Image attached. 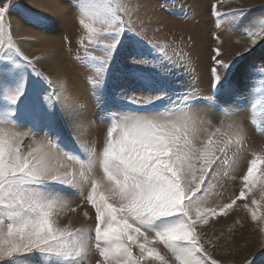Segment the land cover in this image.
<instances>
[{"label":"snow or ice","instance_id":"6c2138e0","mask_svg":"<svg viewBox=\"0 0 264 264\" xmlns=\"http://www.w3.org/2000/svg\"><path fill=\"white\" fill-rule=\"evenodd\" d=\"M9 6L10 3L0 5V45L4 42ZM212 9L217 18L221 17L215 5ZM82 11L89 22L81 18L80 23L88 32L90 44L111 41L103 47L102 58H81L96 68V76L87 78L99 107L110 65L124 47L126 36L136 38L135 54L130 57L133 65L171 77L172 71L165 68L170 60L142 51L145 42L127 24L125 16L131 13L124 4L104 0L85 5ZM246 11L240 8L223 13L231 18L226 28L231 29ZM247 35L251 38L249 44L230 59L222 57L220 47L212 49L208 95H198L194 90L169 93L165 86L157 95L126 98L138 107L160 102L159 107L110 113L107 118L112 123L102 152L98 157L93 154V160H98L102 168L100 178L95 177L91 161L76 168L71 163L76 157L47 132L37 138L39 132L31 129L17 131L19 126L12 119L14 112L0 116V261L20 264L23 257L37 256L38 264H83L85 254L94 249L100 257L96 264H142L147 260L157 264H219L210 251L213 242L205 240L200 228L216 209L206 208L201 197L215 170L230 162L229 152L235 158L244 149L246 129L239 118V106L245 91L240 82L249 79L257 62L264 64V51L236 71L232 70L233 61L251 53L264 40V29L260 33L249 30ZM214 39L219 43L218 37ZM16 51L37 76L49 85L52 83L36 69L37 58L30 59L19 49ZM54 56V49L48 48L42 58ZM59 88L61 98L70 99L66 80L59 81ZM21 95L23 85L11 95V102L15 104ZM43 101L47 108L37 106L35 118L52 126L53 106ZM198 105L212 109L213 113L223 112L222 105L237 109L232 113L236 118L226 125L228 131L223 136L227 139H213L220 127L205 135L214 125L206 118L207 113L193 111ZM221 127H225L223 122ZM256 166L257 159L251 160L243 176L245 189L256 179ZM85 184L89 188L86 194L81 191V198L95 210L94 228L61 226L60 217L76 211L66 194ZM245 195L241 190L237 199ZM235 203L233 199L220 211L231 209ZM256 219L253 211L252 220ZM134 249H138V254ZM260 256L264 257V252ZM256 258L245 264H253Z\"/></svg>","mask_w":264,"mask_h":264},{"label":"rangeland","instance_id":"374dc122","mask_svg":"<svg viewBox=\"0 0 264 264\" xmlns=\"http://www.w3.org/2000/svg\"><path fill=\"white\" fill-rule=\"evenodd\" d=\"M100 2L104 0H0V5L10 3L6 13L4 42L0 45V116L5 112H14L12 119L19 126L17 131L28 132L31 129L39 132L37 138L47 132L76 157L71 162L76 168L81 163L87 166L91 161L96 178L103 173L98 160H93V154L98 157L102 152L107 129L112 123L107 116L122 113L123 110L147 111L160 106V102H157L155 106L138 107L131 104L127 97L157 95L165 86L169 93L194 90L198 95H208L212 49L220 47L222 57L230 59L249 44L251 38L247 31L260 33L264 29V2L239 7L237 0H107L129 8L131 14L125 16V20L145 42L142 51L151 52V55L162 60H170L165 68L173 74L165 77L154 69L133 65L130 57L135 54L136 38L126 36L124 47L119 49L110 65L101 90L102 106L99 107L91 91L92 83L87 78L96 76V68L91 62H82L81 58H102L103 47L111 41L90 44L88 32L80 19L84 18L88 23L87 17L83 16V6ZM213 5L222 14L221 17L215 16ZM240 8L247 11L231 29L226 28L231 18L223 13ZM214 37L219 38V43ZM24 43L37 45L38 60L46 49L51 48L46 45L52 43L55 51L52 61L61 62V66L72 72L66 78L70 99H62L59 87L47 84L24 64L16 51L19 49L24 54L20 46ZM261 51H264V40L251 53L237 57L232 70L244 68ZM35 67L48 78L44 69L36 63ZM21 85L23 95L13 104L10 97ZM240 88L245 91L241 96L243 103L239 106V118L244 121L246 129L244 149L235 158L229 152L230 162L215 170L206 185V193L201 197L206 208L216 209L214 215L208 214L207 222L201 224L200 228L205 240L213 242L214 247L210 246V251L213 258L219 259V264H245V261L256 257L253 264H261V260H264L260 256L264 252V64L257 62L249 79L241 80ZM43 99L53 106L51 111L55 123L52 126H45L35 118L37 106L47 108ZM221 107L224 111L217 113L204 105L193 109L201 115L207 113L206 118L212 120L214 127L206 130V136L215 131V127L221 128L213 139H227V136H223L228 131L226 125L236 118L232 113L237 109L227 105ZM64 117L69 129L64 126ZM221 122L225 127H221ZM253 159H257L256 179L245 189L243 176L247 174ZM88 188L85 184L82 189L76 188L66 194L65 198L76 211L62 215L61 226L94 228L95 210L81 198V191L86 194ZM241 190L246 195L237 199ZM233 199H236V203L231 209L220 211ZM253 211L257 213L255 221L252 220ZM85 213L88 215L85 216ZM225 221L228 224L222 225ZM134 253L138 252L134 249ZM99 259V254L93 249L85 254L83 264H96ZM0 264L3 262L0 261ZM20 264H38V257H23ZM142 264L152 263L147 260Z\"/></svg>","mask_w":264,"mask_h":264},{"label":"bare ground","instance_id":"6f19581e","mask_svg":"<svg viewBox=\"0 0 264 264\" xmlns=\"http://www.w3.org/2000/svg\"><path fill=\"white\" fill-rule=\"evenodd\" d=\"M238 2H240V4L238 5L239 7L240 6H252V5H257V4H262L264 2V0H237ZM19 30V28L17 29V31ZM33 32V31H32ZM52 39V38H51ZM47 41H50V40H47ZM52 41V40H51ZM50 41V42H51ZM23 52L25 55H27L29 58L33 59V58H37V55L36 54H39L37 53V51H39V48L37 47V45L35 44H28V43H24V44H20ZM46 47H51L52 48V43H48L46 45ZM44 52V51H43ZM41 55V54H40ZM43 56V54H42ZM42 56H40L41 58L38 60L37 58V66L44 69L45 71V74H47L48 78L52 81V84L56 87H59V81L60 80H63V78H68L70 75H71V71L68 69H65L64 66H61V62H58V61H52V59H43ZM62 60V58H61ZM59 60V61H61ZM63 61V60H62ZM60 63V64H59ZM67 71V72H65ZM72 79V78H71ZM75 79V78H74ZM75 81V80H74ZM77 82V81H76ZM75 82V83H76ZM58 89V88H57ZM68 116V115H67ZM65 119V120H64ZM63 120V123H64V126L66 127V129H69V125L67 124L66 122V118L64 117ZM263 141V139L261 140ZM83 213V212H82ZM257 214V213H256ZM241 217V215H240ZM246 217V216H245ZM222 225H226L228 223H225L222 222L221 223ZM226 238V237H225ZM231 244V243H229ZM240 246V245H239ZM239 248V247H238ZM232 249V248H231ZM137 252H138V249H135ZM222 250V249H221ZM220 250V251H221ZM239 250V249H238ZM233 251V249H232ZM222 252V251H221ZM253 252V251H252ZM223 253V252H222ZM231 253V252H229ZM251 253V252H249ZM138 254V253H137ZM224 255V254H223ZM248 255V254H247ZM216 256V255H215ZM221 256V255H220ZM250 256V255H249ZM231 257V256H230ZM238 257V256H237ZM219 260V259H218ZM229 260V259H228ZM152 264H155L154 262H152V260H150ZM224 261V260H223ZM231 262V260H230ZM149 263V262H148Z\"/></svg>","mask_w":264,"mask_h":264}]
</instances>
